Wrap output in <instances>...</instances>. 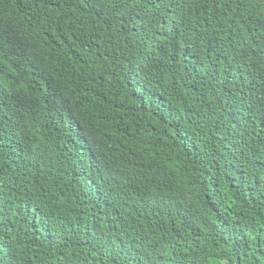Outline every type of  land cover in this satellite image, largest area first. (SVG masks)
Wrapping results in <instances>:
<instances>
[{"label": "trees", "instance_id": "1", "mask_svg": "<svg viewBox=\"0 0 264 264\" xmlns=\"http://www.w3.org/2000/svg\"><path fill=\"white\" fill-rule=\"evenodd\" d=\"M0 264H264V0H0Z\"/></svg>", "mask_w": 264, "mask_h": 264}]
</instances>
